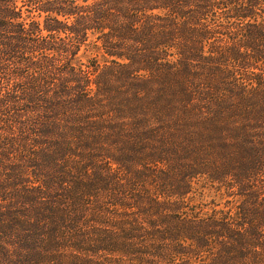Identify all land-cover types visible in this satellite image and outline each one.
I'll return each mask as SVG.
<instances>
[{"label": "trees", "instance_id": "obj_1", "mask_svg": "<svg viewBox=\"0 0 264 264\" xmlns=\"http://www.w3.org/2000/svg\"><path fill=\"white\" fill-rule=\"evenodd\" d=\"M65 254L264 264V0H0V264Z\"/></svg>", "mask_w": 264, "mask_h": 264}, {"label": "rangeland", "instance_id": "obj_2", "mask_svg": "<svg viewBox=\"0 0 264 264\" xmlns=\"http://www.w3.org/2000/svg\"><path fill=\"white\" fill-rule=\"evenodd\" d=\"M201 199L202 200L200 201V203L205 205L204 210L206 212L210 211L213 208L212 202L216 201L217 204H221L224 202L221 199L219 193L216 190H212V189L207 190L206 196L201 197ZM213 200H215V201H213ZM64 257L66 258V261L63 264H79V263H73L71 258H70L71 256L69 254H65ZM55 264H58V263H55Z\"/></svg>", "mask_w": 264, "mask_h": 264}]
</instances>
